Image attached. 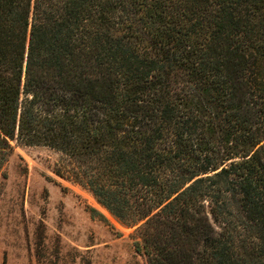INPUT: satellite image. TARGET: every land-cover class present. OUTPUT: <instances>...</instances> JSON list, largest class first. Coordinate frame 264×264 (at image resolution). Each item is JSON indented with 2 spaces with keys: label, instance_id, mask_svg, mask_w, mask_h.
Here are the masks:
<instances>
[{
  "label": "trees",
  "instance_id": "trees-1",
  "mask_svg": "<svg viewBox=\"0 0 264 264\" xmlns=\"http://www.w3.org/2000/svg\"><path fill=\"white\" fill-rule=\"evenodd\" d=\"M16 147L147 264H264V0H0V176Z\"/></svg>",
  "mask_w": 264,
  "mask_h": 264
},
{
  "label": "rangeland",
  "instance_id": "rangeland-1",
  "mask_svg": "<svg viewBox=\"0 0 264 264\" xmlns=\"http://www.w3.org/2000/svg\"><path fill=\"white\" fill-rule=\"evenodd\" d=\"M61 159L48 148H15L0 176V264H147L139 225L123 226L88 190L56 175Z\"/></svg>",
  "mask_w": 264,
  "mask_h": 264
}]
</instances>
